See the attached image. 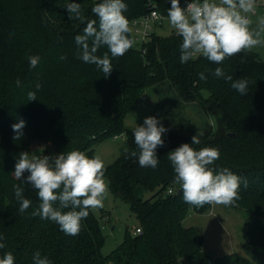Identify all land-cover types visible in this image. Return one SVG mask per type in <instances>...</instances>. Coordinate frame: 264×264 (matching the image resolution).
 <instances>
[{"label":"trees","instance_id":"trees-1","mask_svg":"<svg viewBox=\"0 0 264 264\" xmlns=\"http://www.w3.org/2000/svg\"><path fill=\"white\" fill-rule=\"evenodd\" d=\"M71 2L81 4L84 22L69 19L66 5ZM99 2L0 0V242L6 245L0 258L12 252L14 264H33V254L39 251L52 264H264V61L245 50L219 65L202 54L182 64V37L174 31L166 37L153 34L145 55L135 45L122 57L111 58L109 53L113 70L105 77L96 65L79 58L74 39L90 20H96L98 28L99 19L91 9ZM123 2L131 28L132 21L145 14L147 0ZM158 2L167 16L171 0ZM191 2L180 0V6ZM128 35L133 39L132 31ZM107 51L102 46L97 55ZM29 56L40 57L37 67H30ZM216 67L224 68L232 81L216 77ZM201 72L206 80L199 79ZM238 79L249 81L247 94L232 88ZM155 87L167 93L156 106V115L169 126L162 134L164 145L156 149L159 164L152 169L130 158L129 153L139 149L134 130L123 123L146 91ZM29 91L36 92L37 100H27ZM188 109L200 118L195 125L185 123ZM20 120L25 126L16 140L12 125ZM197 132L204 135L194 149L220 151L211 167L227 168L247 180V188L241 183L238 190L240 199L228 206L247 216L245 249L250 257L234 253L214 259L203 248V233L183 224L191 211L202 214L212 209V204L199 208L185 203L167 158L181 144H191ZM118 136L125 138L122 154L105 167V180L113 194L130 205L139 222L136 228L143 233H129L118 249L104 256L102 227L92 209L81 222V232L66 235L55 222L31 215L40 203L37 190L25 183L27 171L21 180L13 172L21 152L31 156L41 150L42 155L55 157L79 150L91 158L98 143ZM17 184L32 201L23 214L14 194ZM171 188L176 190L173 195L167 193Z\"/></svg>","mask_w":264,"mask_h":264},{"label":"clouds","instance_id":"clouds-1","mask_svg":"<svg viewBox=\"0 0 264 264\" xmlns=\"http://www.w3.org/2000/svg\"><path fill=\"white\" fill-rule=\"evenodd\" d=\"M127 8L123 0H101L91 9L99 19L98 28L97 21L90 20L83 28V34L74 38L79 58L84 63L96 65L105 77L113 70L111 58L122 57L134 45V40L128 35L132 29L124 15ZM256 8L257 0H219V3L215 0H192L186 8L180 6V0H171L167 16L171 27L182 37L180 62L186 63L202 54L219 65L227 57L264 44V16L258 18L256 29L250 27L252 20L248 14H255ZM66 9L70 20L75 18L84 22L80 3H68ZM151 15L156 17L157 13L153 11ZM102 46H106L108 51L99 56L97 52ZM28 60L30 67L35 68L40 57L29 56ZM213 74L232 81V76H225L222 67H216ZM206 78L204 72L199 73L200 80ZM20 85L21 81L17 79L16 86ZM231 86L244 95L247 94L249 81L238 79ZM40 88L41 85L37 83L36 89ZM27 100H37L36 92L29 91ZM24 126L23 120L12 125L17 133L14 139H20ZM166 131L156 117H146L143 125H137L133 131L139 153L131 151L130 158H137L142 168L156 169L159 164L156 149L164 145L162 134ZM203 135V132H197L192 136L191 144L183 143L167 154L175 173V182L179 183L183 200L189 205L199 208L213 203L233 205L240 199L238 190L241 183L247 188V180H242L227 168L217 170L211 167L221 154L218 148H193V145L201 143L200 137ZM26 171L29 175L25 183L37 190L40 200L31 215L55 222L66 235H78L82 230V220L89 216V209L104 206L103 198L108 192V184L105 165L99 156L90 158L79 150L63 152L55 157L30 156L28 151H24L19 153L13 173L16 179L21 180ZM13 188L20 205L19 212L23 214L32 201L24 197V189L20 185H13ZM2 240L3 236H0ZM5 246L0 242V249ZM14 261L12 252L4 253L0 258V264H14ZM33 264L52 262L37 251L33 254Z\"/></svg>","mask_w":264,"mask_h":264},{"label":"rangeland","instance_id":"rangeland-1","mask_svg":"<svg viewBox=\"0 0 264 264\" xmlns=\"http://www.w3.org/2000/svg\"><path fill=\"white\" fill-rule=\"evenodd\" d=\"M167 1V0H166ZM219 3V0H215ZM252 20L251 28L258 27V18L264 16V4H258L255 14H248ZM175 30L171 27L168 17L161 26H156L154 32L160 36H170ZM264 35V34H262ZM251 52L257 54L264 61V44H260ZM167 98V93L152 88L146 91L135 110L127 115L123 125L125 128L134 130L141 126L146 117L154 116L167 129L166 120L159 119L156 115V106L161 100ZM189 117L185 120L187 125H195L200 118L193 109H188ZM197 116V118H196ZM125 138L118 136L98 143L95 146V154L104 162L105 167L113 165L122 154ZM32 155L41 156L42 151L36 150ZM108 192L103 198V208L92 209L95 217L102 227L104 245L102 254L110 256L127 239L128 234H134L139 222L132 213L130 205L117 198L111 191L108 180ZM148 194L147 197H150ZM186 228H197L204 236V250L212 255L214 259L237 253L244 257H250L245 249L248 245L247 239V216L238 209L230 208L228 205L212 204V209L205 213L191 211L183 222Z\"/></svg>","mask_w":264,"mask_h":264},{"label":"built area","instance_id":"built-area-1","mask_svg":"<svg viewBox=\"0 0 264 264\" xmlns=\"http://www.w3.org/2000/svg\"><path fill=\"white\" fill-rule=\"evenodd\" d=\"M258 4H264V0H257V6ZM153 11L157 13L156 17H153L151 15ZM166 19L167 16L163 15L160 12L158 0H151L150 3L149 0H147L145 14L132 21L131 29L133 34L134 45L136 49L143 53V55L146 54V49L144 48L145 45L152 40L153 34H155L154 28L156 26H161ZM175 192L176 190L171 188L168 190L167 193L173 195ZM142 233L143 231L141 228H136L134 231L135 235H140Z\"/></svg>","mask_w":264,"mask_h":264},{"label":"crops","instance_id":"crops-1","mask_svg":"<svg viewBox=\"0 0 264 264\" xmlns=\"http://www.w3.org/2000/svg\"><path fill=\"white\" fill-rule=\"evenodd\" d=\"M218 3V2H217Z\"/></svg>","mask_w":264,"mask_h":264}]
</instances>
